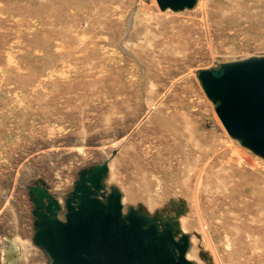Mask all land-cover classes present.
<instances>
[{"label":"rangeland","instance_id":"rangeland-1","mask_svg":"<svg viewBox=\"0 0 264 264\" xmlns=\"http://www.w3.org/2000/svg\"><path fill=\"white\" fill-rule=\"evenodd\" d=\"M206 1L209 9L230 2ZM193 7L175 12L160 10L152 0H0V248L6 244L0 264H51L34 241V212L45 211L47 204L42 191L57 200V216L64 220L65 199L80 175L106 159L104 198L113 187L121 188V198L130 186L146 187L137 179L144 173L137 161L152 149L147 128L153 114L161 112L188 140H195L199 145L193 151L229 145L245 151L264 171V160L228 135L195 73L180 75L215 61L264 55V11L256 21L215 30L212 48L199 46L198 53L181 50L166 38L180 26L172 18L181 19ZM167 84L168 103L153 107ZM123 201V207L128 205ZM137 201L142 203L136 206ZM129 205L123 214L129 208L149 212L141 198ZM166 227L173 231L176 225ZM198 242L189 236L193 247L186 258L194 264H201L197 259L202 261L200 253L208 249ZM211 244L220 247V256L235 252L243 264H264L258 262L261 242L246 238Z\"/></svg>","mask_w":264,"mask_h":264},{"label":"bare ground","instance_id":"bare-ground-1","mask_svg":"<svg viewBox=\"0 0 264 264\" xmlns=\"http://www.w3.org/2000/svg\"><path fill=\"white\" fill-rule=\"evenodd\" d=\"M152 2L157 3L155 0H152ZM217 4L219 8L209 9L207 8V1L198 0L190 14H184L181 19L177 16L172 18L180 26L178 28L172 26L175 30L172 33L169 32L165 37L181 50L185 47L198 52L197 48L199 46L212 48L215 30L230 24L239 26L242 21L250 22L264 11V0H230V2L221 1ZM254 21L256 20L254 19ZM157 36L159 37V35ZM169 56L171 55L169 54ZM179 62H182V60H179ZM187 74L193 75L194 70L181 72V78ZM180 85H177L176 88L180 89ZM170 87L167 84L166 88H163L162 95H159L160 97L153 103V107H156L159 102L162 104L168 103L169 99L166 94L170 93L168 91ZM164 98L165 101H163ZM170 99L174 103V98L170 97ZM160 113L153 114V119L150 121L152 124L147 128L152 138V149H148V155L145 156V159H138L137 161L139 169H144V173L140 176L137 175V179L140 178V180L145 181L146 187L135 189L130 186L129 193L124 194V197L121 198L122 201L124 199L129 203L122 209L131 206L129 204H133L136 198H141L149 207V212L144 213L149 221L157 218L160 227L164 228L165 225L169 227L176 225L173 231H177L178 235L183 234L188 238L190 236V239L199 241L198 243L208 248L206 251H201L200 254H202L203 260L201 261L198 258L197 262L201 264H229L223 263L226 260V262H232L233 264H243L235 257V252H232L231 256L229 251L220 256V247L211 243L214 241L224 243L229 240L235 241V239L246 241V238H250L254 242L258 241L264 244V184H261L264 181L263 169L256 166L257 162L252 163L253 161L251 162L244 155L245 151L232 150L229 145L228 147L225 144H217L215 147L207 149L202 147L200 151L198 149L194 150L195 153L193 149L199 144L195 140H193L195 144L188 140L185 133L177 130L174 125L169 123L172 119H167L164 114L160 115ZM207 151L211 152L207 155ZM190 154L191 157L188 156ZM169 160L171 163H169ZM259 178H261V183H255L254 181ZM119 191H121V188ZM97 196L104 200L102 189L97 193ZM139 202L142 203V201L135 202L136 206L139 205ZM15 209L17 210V208ZM5 245L1 246L0 251L6 249ZM192 247L189 245L187 251H190ZM262 252L258 262H264V250ZM227 253L228 255H226Z\"/></svg>","mask_w":264,"mask_h":264},{"label":"water","instance_id":"water-1","mask_svg":"<svg viewBox=\"0 0 264 264\" xmlns=\"http://www.w3.org/2000/svg\"><path fill=\"white\" fill-rule=\"evenodd\" d=\"M198 0H156L160 10L181 11ZM195 76L213 105L228 135L264 160V55L232 61H215L198 68ZM108 160L80 175L65 199L64 220L60 205L45 191V211H35L34 241L51 258V264H194L186 258L189 238L149 221L135 208L122 213L116 188L105 196Z\"/></svg>","mask_w":264,"mask_h":264}]
</instances>
